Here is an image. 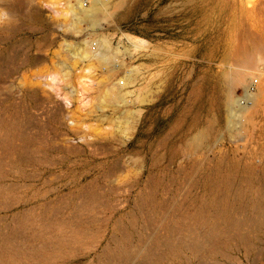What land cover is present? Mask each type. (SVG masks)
Wrapping results in <instances>:
<instances>
[{
    "label": "rangeland",
    "instance_id": "1",
    "mask_svg": "<svg viewBox=\"0 0 264 264\" xmlns=\"http://www.w3.org/2000/svg\"><path fill=\"white\" fill-rule=\"evenodd\" d=\"M76 8L0 0V264H264V0Z\"/></svg>",
    "mask_w": 264,
    "mask_h": 264
},
{
    "label": "bare ground",
    "instance_id": "2",
    "mask_svg": "<svg viewBox=\"0 0 264 264\" xmlns=\"http://www.w3.org/2000/svg\"><path fill=\"white\" fill-rule=\"evenodd\" d=\"M88 2L90 3L89 7L85 8L86 6L83 4V0H77V8L73 9L74 18L77 21L82 20V18H91L92 17L91 13H93V11L96 10L97 6L102 4V0H88ZM9 12H11V11H9ZM8 17H10V15H8ZM260 95H261L260 92L256 91L255 93H253L248 88H245V97L249 101H256V99H258L260 97ZM197 140L199 141V139H197Z\"/></svg>",
    "mask_w": 264,
    "mask_h": 264
}]
</instances>
